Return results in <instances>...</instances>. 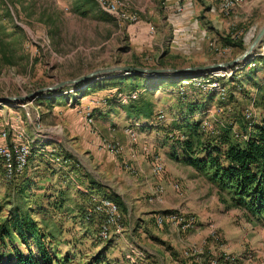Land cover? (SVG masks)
<instances>
[{
	"label": "rangeland",
	"instance_id": "rangeland-1",
	"mask_svg": "<svg viewBox=\"0 0 264 264\" xmlns=\"http://www.w3.org/2000/svg\"><path fill=\"white\" fill-rule=\"evenodd\" d=\"M146 1L121 0V3L126 11L138 15L139 7ZM13 2H16L14 4L17 16L12 13L9 5L7 8L13 17V23L22 31V46L29 58V64L22 73H17L15 69H7L0 74V98H22L36 90L72 80L99 69L135 68L133 66L135 58V61L142 67L165 69L152 66L156 56H152L148 51L149 54L134 56L129 51L131 49H129L127 38L117 31L116 23L111 21L113 19L107 15L108 18L105 21L91 19V15L97 17L98 13L96 8L88 3L80 0H13ZM79 3H82L85 8L91 9L90 16L80 17L74 11ZM260 13L254 24L255 34L264 22V11L261 10ZM233 14L234 11L227 16L219 14L222 19L220 25V31L223 30L222 36L230 34L239 26H247L248 21L239 23L238 18H233ZM160 26L162 27L164 24H159ZM164 50L163 47L161 51L164 52ZM260 50L262 53L263 50L261 48ZM231 52L222 50L215 44H210L207 46V53L204 49H200L201 54L190 49L189 57H180V59L165 55L163 63L174 67L172 69L225 63L234 59L232 58L233 52ZM258 52L257 50L255 53ZM221 55H225L226 60L220 61L218 56ZM259 79L261 80L259 87L263 88L264 71H259L256 75V82H259ZM159 80L164 81L165 79ZM179 82H160L159 89L150 94L151 100L155 103V114L161 112L165 115L166 105L173 104L175 93L181 92L178 90ZM215 82L219 85L223 84L221 79L215 80ZM139 83L140 81L134 77L93 81L84 92L86 98L79 100L76 106H72L71 101L70 107L65 105L66 99L63 96H55L51 100L38 99L34 102L26 100L22 103L0 104V130H3L5 125L15 124L9 122V118L11 120L14 118L18 126L30 135V128L25 124L24 113L27 116L35 117L36 115L38 117L39 124H36L42 130L44 138L31 140L30 153L39 152L38 149L42 145H46L55 148L58 155H62L61 152H63L77 157L84 150L81 141L85 136V131L81 129V122L77 119L79 117L83 119V114L90 111L93 123L92 128L87 132L89 134L96 132L100 137V143L104 140L118 146L120 153L113 157L120 158L118 159L120 167L130 176L140 174L132 166L135 158V143L139 144L140 155L143 156L142 159L148 166V186L151 192L156 188H160L162 191L157 203L148 202L150 194L146 197L125 194L121 198L122 200L119 199L124 219L123 232L119 236L111 235L108 242H99L92 238L81 223L79 216L83 209L82 205L87 200L83 198L85 196L83 193L74 189V183L68 179L71 174L67 173V168H64L68 163L65 162L62 167L55 168L57 172H53L56 176L51 179V182L56 180L62 183L65 188L62 195L52 188L45 192L34 190L32 193L33 200H35L33 208L40 205L43 210L42 214L33 217L37 221L38 227L47 236L58 241L57 247L61 252L69 249L68 251L76 255L71 264H85L84 260L87 257L93 256L102 249L104 250L103 257L106 260L104 264H125L124 256L128 246L141 250L150 264H166L167 253L181 262L186 258L188 260L186 262L189 263L195 259L199 260L200 263L197 264H205L209 260H219L223 255H227L231 259L230 264H264V227L247 222L238 210L225 208L218 201L217 189L210 183L208 177L181 162L182 154L169 149L168 145L171 146L172 143L164 139L168 138L165 137L167 129L162 128H166L168 124H162L158 129L151 128L149 130L153 131L151 134L150 132L136 131L137 129L129 126L119 110L114 107H110L113 111H106L104 116H100L104 121L102 124H100L101 121L94 118L98 111H93V109L103 107V99L111 98L110 94L114 89L109 87L126 90L125 88H130L132 85L137 88ZM246 84L241 86L249 89H242L243 97L240 98V92L233 91V87L226 82L223 87L225 92L227 90L236 98L234 105L230 104L231 101L227 103L220 101L222 103L218 104V99L214 97L208 111L203 115H195L193 120H199L198 118L201 116V122L207 121L216 130L219 127L217 123H226L235 119L236 114L239 115L242 109L250 105L249 100L258 96L259 89L257 91ZM74 87L66 89V91L72 89V93L67 95L68 97L78 94L76 89H73ZM103 87L106 88L101 89ZM186 87L183 90L189 94L190 90ZM250 92L254 94L252 93V95ZM87 96L90 97L87 98ZM49 104L54 106L50 107ZM22 105H25L24 109L16 107ZM226 108L231 110L230 113L226 111L228 110ZM250 110L253 111V108ZM105 115L109 117L107 118ZM77 116L79 117L77 118ZM215 120L216 122H214ZM125 128L133 130L135 143L131 144L124 135ZM125 146L130 150L127 161L122 157ZM143 147L149 150L145 155L142 152ZM82 157L84 155H81L80 158ZM154 158H158L162 165V173L158 176L150 173V163ZM70 159L75 164L71 157ZM61 160L63 161L62 157ZM32 166L37 167L34 164ZM39 168H44V165L40 164ZM60 170L62 171L61 176L58 175ZM88 171L94 174L93 178H100V175H97L92 169L89 168ZM38 172L40 171H34L33 174L38 175ZM65 178L66 181H64ZM9 197V191L4 188V183L0 178V199L8 200ZM134 198H137L138 202L136 208L141 206L143 210L145 209L144 212L133 209L132 203L136 200ZM163 212H178L186 218H192V228L181 232L179 228L171 227L168 224L157 227L154 223V215ZM77 252H80L82 260Z\"/></svg>",
	"mask_w": 264,
	"mask_h": 264
},
{
	"label": "trees",
	"instance_id": "trees-1",
	"mask_svg": "<svg viewBox=\"0 0 264 264\" xmlns=\"http://www.w3.org/2000/svg\"><path fill=\"white\" fill-rule=\"evenodd\" d=\"M7 1L6 3L5 0H0V74L7 69H15L17 73H22L29 64V58L23 50L22 31L13 23V17L7 8L9 5L12 13L17 16L14 4L16 2H13V0ZM87 2L93 6L91 0H87ZM74 11L80 17H86L88 13L82 12L81 6L75 7ZM219 14L222 15L220 10ZM249 26L250 24L239 26L230 34L218 37L214 44L222 50L232 51V58L239 56L255 35L254 31L247 33ZM262 44L264 45V39L260 43L258 51L263 46ZM218 59L220 61L226 60L225 55L218 56ZM135 66L146 68L139 64ZM156 67H166L162 58H159L156 62ZM170 68L174 67L170 66ZM259 71H264L263 53L259 57L251 56L244 66H240L228 79H221L223 84L220 87L224 89V84L227 82L233 87V91L240 92V95L243 94V92L241 93L242 89L247 88L241 86L245 83L250 88L257 91L259 89V91L257 97L249 100L250 105L242 109L239 115L236 114L235 119L226 123H217L219 127L216 130L209 124V129L202 131L200 129L201 116H199V120H193L195 115H203L208 111V107L215 97L214 93L208 90L203 92L197 88H193L191 85L186 87V89L189 88L190 90L189 94L185 90H182V88H179L178 85V90L181 92L177 91L175 93L173 104L166 105L164 110L165 115L161 112L157 114L154 112L155 103L151 100L150 94L159 89L158 84L160 82H188L193 78H197L194 76H185L182 80H179L177 77H167L164 78V81L159 80L163 77H156L157 84L151 88H147L141 83L140 76H122V78L134 77L140 81V85L137 88L132 85L130 88H125L126 90L109 87L114 90L110 94L111 98L103 99V108L106 111H113L110 107L117 108L124 120L131 127L135 128L142 127L143 129L151 130V128L158 129L162 124H168L166 128H162L164 130L167 129L165 137L168 138L164 139L172 143L171 146L168 145L169 149L171 148L182 154L183 160L181 162L188 167L196 169L198 172L204 173L208 177L210 183L217 189L218 201L225 208L238 210L247 222L264 227V85L263 88H260L261 80L259 79V82H256V75ZM83 86L84 84L76 85L73 89H76L75 91L78 94H73L71 97H68L69 95L67 98L63 96L61 93L66 91V89H62L41 95L32 101L34 102L38 99L51 100L55 96H63L65 99H69L70 102L72 101V106H74L78 104L77 95L80 94L82 98L83 96L85 97L84 92L91 85L82 88ZM104 88L106 87L101 89ZM71 90L69 89L68 91ZM226 92L222 102L227 103L231 101L230 104L234 105L236 98L228 92L226 94ZM131 93L136 94L135 100L129 101L125 105H120L116 102L118 94L129 95ZM250 93L252 94L253 92ZM239 97L242 98L243 96ZM222 102L219 101L217 103L221 104ZM65 105L67 106L66 103ZM49 106L54 105L49 104ZM252 108L253 113L246 119L245 113L249 112V109ZM93 111L95 110L93 109ZM226 111L230 113L231 110L228 109ZM159 113L162 115V119L160 120L158 119ZM91 119L93 123L92 115ZM12 140V136L8 135L3 142L10 145L13 142ZM42 147H46V145H42ZM61 153L62 155H57L62 157L63 161L68 162L64 168H67V173L71 174L72 177L77 167L70 161V156L66 153ZM33 164L37 167L32 166ZM40 164H43L44 168H39ZM55 168L57 166L50 164L44 155L37 151L29 153L20 174L7 179L0 161V178L4 183V188L9 191L10 196L8 200L0 199V264H71L75 260L76 255L68 251L69 249L61 252L57 247L58 241L52 239L51 236H47L38 227L37 221L33 218L35 215H40L43 212L40 205H36L33 208L35 200H33L32 193L34 190L45 192L52 188L62 195L65 189L61 182L56 180L51 182V179L56 176L54 172H57V170ZM37 170L40 171L38 172L39 174H33ZM61 172L60 170L58 175L61 176ZM66 180L65 178L64 181ZM73 180L74 178L71 179V181ZM45 185L47 186L45 187ZM74 185V189L81 194L83 193L82 191L86 192V194L83 193L85 195L83 198L88 203L87 201L84 202L79 216L84 229L96 241L108 242L111 236L107 240H101L98 237L102 218L91 215L86 219L85 210L91 205L89 196L104 199L115 205L123 227L124 219L121 214L122 209L119 199L92 181H88L83 186L84 188H82V183L78 184L77 181ZM77 187H81V189ZM42 198L44 199V195ZM36 210L37 212L35 213ZM168 213L172 212H163L162 214L166 215ZM156 215H154V218ZM103 252L104 250L102 249L93 256L87 257L84 260L85 264L106 263ZM77 253L82 260L80 252ZM186 260L183 259L182 262L174 260L173 264H193L186 262Z\"/></svg>",
	"mask_w": 264,
	"mask_h": 264
},
{
	"label": "crops",
	"instance_id": "crops-1",
	"mask_svg": "<svg viewBox=\"0 0 264 264\" xmlns=\"http://www.w3.org/2000/svg\"><path fill=\"white\" fill-rule=\"evenodd\" d=\"M80 1L88 3L87 0ZM88 4L90 5V3ZM80 6L82 7V12H88L86 14L87 17L91 15L90 8H85L82 3H79L76 7ZM93 6L96 8L98 15L97 17L91 15V19L105 21L108 17L100 12L94 3ZM261 10L264 11V0H243V4L234 10L233 18H238L239 23L248 21L247 23L250 24V26L247 33H250L254 31L255 21L257 15L261 14ZM136 16L137 21L133 25H118L115 21L110 20L116 23L117 31L125 35L130 45L129 49L131 50L129 51L134 56L139 57L143 54H149L147 51L150 52L152 56H156L154 65H152L155 68H157L156 62L159 58H163L162 60L164 62L165 55L174 58L189 57V54H191L190 49L199 54H201L200 49H204L207 53V46L214 44L217 38L222 36L223 32V30L222 32L220 31L222 19L219 17V9L215 0H147L145 4L139 7V14H136ZM159 24H164V26L159 27ZM163 47L165 49L164 52L161 51ZM262 53L264 54V48ZM135 59L133 66L136 68L135 65L140 63H137ZM170 66L171 65H166L165 68H170ZM192 67L197 66L194 65ZM140 80L147 88H151L157 84L156 77H140ZM89 97L90 96H87V98ZM84 98L86 97L83 96L82 98L80 94L77 95L78 103L79 100ZM94 110L98 111L94 118H96L97 121H101L100 124H102L104 121L100 116H104L106 110L103 107H96ZM78 117L79 116H77V118ZM106 117L108 118L109 116ZM9 119L10 123L16 122L14 118L12 120L11 118ZM77 120L81 122V129L85 131L84 140L81 141L84 150L82 149L83 151L80 152L84 157L80 158L81 155L77 157L68 154L77 167L71 177L74 178L72 182L74 184L76 181L78 184L82 183V188H84L83 186H85L88 181H92L120 200H122L121 198L125 194H134L135 197L137 195H144V197L148 194L151 195L152 192L148 186V166L142 159L143 156L140 155L139 144L135 143V158L133 160L134 162H132V166H134L140 174L130 176L120 167L118 163V159L120 158L109 155L101 147L99 135L96 134V132L94 134H89L87 132L89 129L85 127L83 119L79 117ZM127 124L131 126L129 123ZM136 129V131L143 133L150 132L151 134L153 132L143 129L142 127ZM1 131L2 129L0 132ZM0 144H3L2 140H0ZM36 148L38 149V147ZM129 151L127 146H125V148L123 147L122 157L126 161ZM89 168L95 171L97 175H100V178H93L92 175L94 174L88 171ZM78 189H81V187ZM134 200L135 201L132 203L133 209H136L138 212H144L145 209L143 210L141 206L136 208L138 205L137 198H134ZM165 260L166 264H173L175 257L167 253ZM190 263L197 264L200 263V261L195 259Z\"/></svg>",
	"mask_w": 264,
	"mask_h": 264
},
{
	"label": "built area",
	"instance_id": "built-area-1",
	"mask_svg": "<svg viewBox=\"0 0 264 264\" xmlns=\"http://www.w3.org/2000/svg\"><path fill=\"white\" fill-rule=\"evenodd\" d=\"M97 9L103 14L111 17L118 25H133L137 21V16L134 13L126 11L125 7L121 3V0H91ZM215 2L219 6V10L223 16H227L229 13L239 8L243 4V0H215ZM263 46L261 49L263 50ZM261 50L258 53L254 54V56H261ZM252 66V65H250ZM240 68V67H239ZM238 68V69H239ZM236 69V70H238ZM234 71V70H233ZM233 71L226 72H216L211 73L209 75H203L198 78H193L188 82L180 81L179 88L184 89L187 84L193 86V88H197L201 91H210L213 92L215 97L222 101L225 96L224 89L220 87L218 83L215 82L217 79H228ZM204 79H203V78ZM215 79V80H214ZM72 91H64L61 93L63 96L67 97L70 95ZM136 94L131 93L129 95L118 94L116 96V102L120 105H125L127 102L135 100ZM67 107L70 106V100L66 99ZM21 109H24L25 105L16 106ZM252 110L249 109L245 113V118L247 119ZM25 115V124L28 125L29 134L23 130L22 127L18 126V123L5 125V128L0 132V140L4 141L8 135H11L13 138V142L10 145H7L3 142L0 144V161L2 163L4 174L7 179H10L12 176H16L21 173L25 166V162L30 153V143L31 140L40 139L43 137V132L39 127V119L35 115L27 116ZM158 119H162V115L159 113ZM83 122L86 128L89 130L92 128V119L90 111H86L83 114ZM31 123V124H30ZM38 123V124H36ZM124 135L129 139L130 143L133 144L136 142L134 138V132L130 128H125ZM200 129L202 131L209 129V123L207 121L201 122ZM101 147L111 156H116L120 153V149L118 146L114 144H110L104 140L101 141ZM42 149V150H41ZM148 148L143 147V154L148 153ZM39 153L43 154L46 160L57 167H62L65 164V161L61 160V157L56 154L55 148H50L48 146L41 147ZM150 173L154 176H158L162 173V165L158 158H154L150 163ZM72 179V178H68ZM86 194L85 191H82ZM162 193L160 188H156L148 198L149 203H157L159 202L160 194ZM91 199V205L85 210V218L87 219L91 215H96L102 218V225L98 234V237L101 240H107L109 236L116 235L119 236L123 232L122 225L120 223V218L117 212V209L114 204L100 198H96L93 196H89ZM154 223L157 227L168 224L171 227L179 228L181 232H185L192 228L193 219L185 216H182L178 212L168 213L166 215L157 214L154 218ZM186 256V254H185ZM187 259V258H186ZM124 260L126 264H150L145 256V254L136 247L128 246V250L125 251ZM231 259L227 255H223L219 261L217 260H209L205 264H230Z\"/></svg>",
	"mask_w": 264,
	"mask_h": 264
},
{
	"label": "water",
	"instance_id": "water-1",
	"mask_svg": "<svg viewBox=\"0 0 264 264\" xmlns=\"http://www.w3.org/2000/svg\"><path fill=\"white\" fill-rule=\"evenodd\" d=\"M264 39V22L262 26L258 29L256 34L254 35L252 41L246 47V49L234 59L225 62V63H216L210 64L206 66H197V67H186L180 69H149V68H131V67H111L105 69H99L84 76L77 77L72 80H67L60 82L58 84L42 88L32 92L31 94L20 97H12V98H0V104H8V103H22L26 100H34L41 95H45L48 93H53L62 89L72 88L76 85L84 84L82 88H85L93 81L98 80H108L112 78L122 77V76H130L136 75L140 77H177L179 80H182L185 76H194L201 77L203 75H209L211 73L216 72H226L233 71L238 69L240 66H244L245 62L250 59L251 56L255 54L260 43ZM90 80L91 82H89ZM87 82V84H85Z\"/></svg>",
	"mask_w": 264,
	"mask_h": 264
}]
</instances>
